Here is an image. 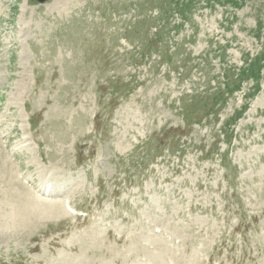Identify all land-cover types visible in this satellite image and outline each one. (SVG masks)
<instances>
[{
	"label": "rangeland",
	"instance_id": "1",
	"mask_svg": "<svg viewBox=\"0 0 264 264\" xmlns=\"http://www.w3.org/2000/svg\"><path fill=\"white\" fill-rule=\"evenodd\" d=\"M0 264H264V0H0Z\"/></svg>",
	"mask_w": 264,
	"mask_h": 264
},
{
	"label": "water",
	"instance_id": "2",
	"mask_svg": "<svg viewBox=\"0 0 264 264\" xmlns=\"http://www.w3.org/2000/svg\"><path fill=\"white\" fill-rule=\"evenodd\" d=\"M37 1H39V2H43V1H45V0H37Z\"/></svg>",
	"mask_w": 264,
	"mask_h": 264
},
{
	"label": "trees",
	"instance_id": "3",
	"mask_svg": "<svg viewBox=\"0 0 264 264\" xmlns=\"http://www.w3.org/2000/svg\"><path fill=\"white\" fill-rule=\"evenodd\" d=\"M254 69V67L252 68V70Z\"/></svg>",
	"mask_w": 264,
	"mask_h": 264
},
{
	"label": "bare ground",
	"instance_id": "4",
	"mask_svg": "<svg viewBox=\"0 0 264 264\" xmlns=\"http://www.w3.org/2000/svg\"><path fill=\"white\" fill-rule=\"evenodd\" d=\"M49 203V202H48ZM23 214V213H22ZM28 217V216H27Z\"/></svg>",
	"mask_w": 264,
	"mask_h": 264
}]
</instances>
